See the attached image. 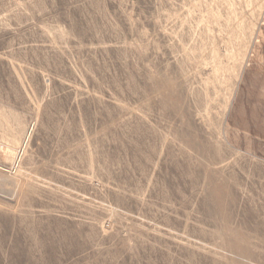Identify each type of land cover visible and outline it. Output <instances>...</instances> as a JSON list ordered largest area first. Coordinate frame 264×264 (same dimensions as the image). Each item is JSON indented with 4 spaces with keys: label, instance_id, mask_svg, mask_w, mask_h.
I'll return each instance as SVG.
<instances>
[{
    "label": "rangeland",
    "instance_id": "rangeland-1",
    "mask_svg": "<svg viewBox=\"0 0 264 264\" xmlns=\"http://www.w3.org/2000/svg\"><path fill=\"white\" fill-rule=\"evenodd\" d=\"M263 17L264 0H0V264L206 260V181L172 169L188 119L251 209L240 262L264 264Z\"/></svg>",
    "mask_w": 264,
    "mask_h": 264
},
{
    "label": "bare ground",
    "instance_id": "bare-ground-1",
    "mask_svg": "<svg viewBox=\"0 0 264 264\" xmlns=\"http://www.w3.org/2000/svg\"><path fill=\"white\" fill-rule=\"evenodd\" d=\"M186 126L187 129H182L179 133V139L183 143V147H181L180 154L178 155L179 157H172L174 161L172 169L182 181L188 180L190 182V187L193 191L196 190V176H199V180L200 176L204 177L203 179H205L206 184L204 185L203 195L198 209L202 212L201 214L204 222L207 223L209 227H213L216 231L215 233L213 232L212 240H210L213 242H209L210 250L205 252L206 260L199 261V264H242L240 262L242 257L237 253V248L240 246L241 242L246 241L250 243V238L238 228V225L244 224V220L240 218L239 213L251 209L247 207H231L235 200L233 189L230 186L231 184L225 180L224 174L212 169L218 162L209 160L207 153L209 152L210 147L207 145L205 146L202 143L198 144L195 137L192 136L191 121L189 119ZM227 147L225 148L227 149ZM223 148H220V152L223 151ZM188 150L191 151V154ZM193 154L199 157L197 162L194 161ZM230 181L233 182L232 180ZM35 185L36 183L27 181V187L30 188L31 191ZM205 218H210V220H206ZM255 218V222L258 221L257 217ZM200 249L201 246L198 250ZM260 256H262L260 255V252H255L253 250L248 251L247 254L250 264H261ZM221 258L224 259V262H222Z\"/></svg>",
    "mask_w": 264,
    "mask_h": 264
}]
</instances>
